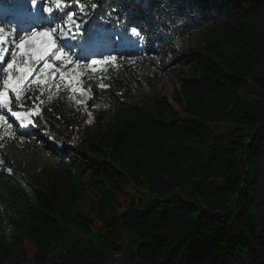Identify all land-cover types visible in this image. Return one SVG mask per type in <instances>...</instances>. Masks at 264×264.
Returning a JSON list of instances; mask_svg holds the SVG:
<instances>
[{"label": "trees", "instance_id": "16d2710c", "mask_svg": "<svg viewBox=\"0 0 264 264\" xmlns=\"http://www.w3.org/2000/svg\"><path fill=\"white\" fill-rule=\"evenodd\" d=\"M79 2L145 50L81 78L94 130L69 87L0 127V264H117L125 232L132 264H264V0ZM176 42L195 49L172 104L142 106Z\"/></svg>", "mask_w": 264, "mask_h": 264}, {"label": "snow or ice", "instance_id": "6c2138e0", "mask_svg": "<svg viewBox=\"0 0 264 264\" xmlns=\"http://www.w3.org/2000/svg\"><path fill=\"white\" fill-rule=\"evenodd\" d=\"M30 3L33 8L38 6V0H30ZM50 3L59 8L62 0H50ZM92 7L95 8L96 5L93 4ZM43 11L51 15L53 10L50 6H45ZM65 16L69 21L75 22L73 11L65 12ZM77 27L79 26L77 25ZM133 31L135 32V29ZM29 32L30 36L16 35L15 39L19 42L12 43L11 47H5L4 29L0 28V74H2V80H0V85H2L0 87V127H4L6 130L14 128V123L11 122L13 119L16 122L15 126L19 128L39 124L38 119H29L28 124H25V119L36 116L41 111L35 104V100H38L39 96L33 98L31 95L33 91H39L42 95L44 87L59 90L66 78L71 91L73 93L78 91L79 81L75 69L81 66L83 57L74 59L65 51V48L69 47L67 44L57 45V33H59V38H65V34L60 31V24L55 23L54 19H50L47 27L43 24L33 26ZM14 33L15 30H13ZM115 60V56H105L101 59H91L89 64L95 66ZM56 62H59V66ZM73 65L74 68L71 67ZM57 78L59 83L56 82ZM98 87L104 89L108 85L100 83ZM49 95L51 96V93ZM29 100L33 101L30 110L23 112L18 110V108L26 107ZM14 103L18 106L16 109L13 107ZM5 134L16 136L14 131H6ZM24 134L21 132L19 135L22 138Z\"/></svg>", "mask_w": 264, "mask_h": 264}, {"label": "rangeland", "instance_id": "374dc122", "mask_svg": "<svg viewBox=\"0 0 264 264\" xmlns=\"http://www.w3.org/2000/svg\"><path fill=\"white\" fill-rule=\"evenodd\" d=\"M128 1L129 0H126V2ZM46 4H48V0H46ZM60 21L63 22L64 18H61ZM18 42H19L18 40L15 41V43ZM171 47H172V54L163 63V78L159 86L155 90V92L144 94L141 93L140 88H138L135 91V96L137 99H139V102L141 103L142 106L145 103H148L152 99L153 95L154 97L159 96V98L165 99L168 103L172 104V97L174 96L175 92L179 90V78L181 77L180 75L185 73L186 71L187 56L190 54V51L192 49H195V44L186 46L181 42H176ZM102 66H105V63L91 66L89 62H87L85 65L75 69L78 74L79 85L77 92L73 93L72 91H70L71 94L70 99L71 102L76 107L75 111L78 117L80 119L81 117L84 118L83 124H85V126L83 128L87 130H94L95 121L93 120L92 113L88 111L86 106L87 102L90 99V95L86 89L81 87L82 84L81 78L85 74L93 75V73L99 71L102 68ZM71 67L74 68L75 66L73 65ZM25 121H27L25 124H28L29 121L28 118L25 119ZM28 127L33 128V126H28ZM47 142L50 145L58 146V144L52 143L51 140H48ZM80 207L82 210H86V205H82ZM131 246L132 245H130L129 249H127L125 252L119 254L118 258L115 261L117 264H132L134 262V259H132L130 254V250L132 249ZM32 252H33L32 249L29 248L28 255L31 256Z\"/></svg>", "mask_w": 264, "mask_h": 264}, {"label": "water", "instance_id": "95a60500", "mask_svg": "<svg viewBox=\"0 0 264 264\" xmlns=\"http://www.w3.org/2000/svg\"><path fill=\"white\" fill-rule=\"evenodd\" d=\"M125 236H126L125 241L123 242V244L119 246L120 253H123L127 249H129L130 245H136V240L134 239L132 235H130L129 232H125ZM157 241H158V237L154 236L151 240V243L156 244ZM141 247L142 245H138V248H141ZM119 254L115 257V259L118 258ZM130 254H131L132 259H135V251L133 249L130 250Z\"/></svg>", "mask_w": 264, "mask_h": 264}, {"label": "bare ground", "instance_id": "6f19581e", "mask_svg": "<svg viewBox=\"0 0 264 264\" xmlns=\"http://www.w3.org/2000/svg\"><path fill=\"white\" fill-rule=\"evenodd\" d=\"M25 122H27V121H25Z\"/></svg>", "mask_w": 264, "mask_h": 264}]
</instances>
